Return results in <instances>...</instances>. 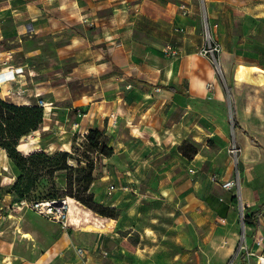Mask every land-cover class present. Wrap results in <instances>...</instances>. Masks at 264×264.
<instances>
[{"label":"crops","instance_id":"0c3cea01","mask_svg":"<svg viewBox=\"0 0 264 264\" xmlns=\"http://www.w3.org/2000/svg\"><path fill=\"white\" fill-rule=\"evenodd\" d=\"M179 2L187 4L186 13ZM202 3L204 15L199 0H0V37L19 40L8 53L22 51L25 64L24 72H12L7 81L13 92L27 86L18 100L1 97L18 104L34 103V96L52 103L67 100L80 114L77 125L84 132L97 128L113 149L96 165L90 191L98 203L120 210L115 218L97 215L115 221L117 237L93 234L85 264H155L151 252L169 245L179 248L173 257L200 259L198 252L207 250L204 262L218 264L237 246L236 197L215 188L220 177L203 184L199 152L187 158L179 147L189 132L194 140L200 136L202 103L210 91L211 109L222 113V82L211 60L198 52L204 42L203 16L215 24L224 70L232 55V23L246 12H264V0ZM166 44L177 50L174 56L164 54ZM254 72L242 103L245 115L252 90L264 85V71ZM233 78L238 94L244 81ZM214 127L226 136L220 122ZM242 132L244 137L233 130V140L245 151L255 148L263 160V175H249L245 186L241 182L242 198L253 215L244 239L247 250L258 254L264 244V146ZM108 179L115 186L111 196L106 195ZM13 203L9 192H0V264H47L55 253L83 243L68 218L42 227L33 222L29 210H34L16 209ZM68 206L94 213L77 200ZM128 230L137 232L135 243L122 235ZM249 256L256 264V256Z\"/></svg>","mask_w":264,"mask_h":264},{"label":"rangeland","instance_id":"374dc122","mask_svg":"<svg viewBox=\"0 0 264 264\" xmlns=\"http://www.w3.org/2000/svg\"><path fill=\"white\" fill-rule=\"evenodd\" d=\"M199 1H201V12L202 15H204L205 8L202 3L203 0ZM129 2L130 0H123V3ZM242 12L244 13L245 11L242 10ZM243 15L244 16L239 17L238 20L232 23V38L229 46L232 55H230L226 67L223 70V68L220 67L221 63L219 65L220 58L225 56V54H221V51L216 54V60L212 62L214 69L217 72V76L219 80H221L224 88L223 102L219 105L222 113H215L211 109L210 106L213 105L211 102L213 99V92L210 91L202 103L203 115L200 136L196 137V140H194L190 134L191 132H189L185 137L186 139L184 140L185 144L183 147L187 152H191L193 149L192 146H194L196 152H199L198 156L202 160L200 177L203 184L206 180L212 181V179H214V181H217L218 177L222 180L235 178L237 181L235 185L229 189L223 188L220 184L215 185V188L220 191L225 190L227 193L234 194L238 210L237 246L232 252H227L224 259L218 264H254L253 259L245 252L246 250L243 247L246 246V241L243 237L244 227L245 225L251 224L253 215L251 214V210L247 211V201H244L242 198L241 182L244 181L245 186L249 175H263V160H261V157L259 158L253 153L256 149L248 147L249 149L247 148L245 151V149L232 138L233 130H236L240 137H244L245 134L242 132L243 128V130L257 140L261 146H264V85L256 90H252V105L245 115L241 112L242 103L249 88L250 78L253 80L254 76L258 73L254 71L246 72V78L238 94L235 93L234 90L233 78V74L239 69L240 64H244L247 68H250V65L256 64L262 69V71H264V12L259 13L254 10L246 12ZM17 42H19L18 39L0 37V96H9L10 99L15 100L20 99L25 93H27V89L25 88L27 87L26 84H24L23 89L17 88L13 92V83L7 81L12 76V72H24L23 69L25 68V64L23 62L24 56L22 51L13 54L8 53V49L13 48ZM9 68H12V71H6ZM54 81L57 82L56 79ZM8 82H10L11 87H8ZM33 98L36 100L34 103H37L38 97L34 96ZM50 105L51 110L49 115L47 117H42V122L38 130L34 132L32 131L24 136L21 140L23 144L19 145V142L18 148L24 154L38 149L44 150L50 154L56 151L66 150L69 152L68 161L72 164L73 168L59 174L58 182L55 183L56 187H54V189H52L48 179H40L37 183L36 190L31 196L34 198L50 197V194L54 190V196H65L63 195V192L69 190L64 184L67 175H70L72 178V193L78 194L79 196H85L86 192L82 191V186L87 180V178L84 177V174H86L87 171H81L80 169L85 168L87 162L90 161L93 163V174L96 165L99 164L100 159L104 156L99 151L101 150L102 144H104L103 137L102 135L98 136L99 145L96 148H92L89 139L85 137L87 132H84L79 124L77 125V123L81 122L78 110L71 108L67 100L55 103L51 102ZM234 120L236 124H238V127L235 126ZM217 122L221 123L226 132V136H223L216 131L214 126ZM154 137L157 138V135L154 134ZM178 137L182 138L181 135ZM233 145L237 148L236 151L233 150ZM144 150L146 152L148 151L147 148ZM4 156L5 155H3V151L0 148V192H5V188L12 181V177L17 174L13 162ZM140 162L143 164V160ZM189 172H193L192 168H189ZM211 175L215 177L213 178ZM93 177L95 178L94 174ZM112 183V179H108L106 182L107 188H109V185ZM119 188H123V185ZM111 192L113 193V191ZM111 192L109 193L107 191L106 195L111 196ZM71 198H73V200L70 201L71 203L76 200L74 197ZM93 201L98 203L94 198ZM90 210L93 211L92 209ZM29 211L35 214L33 217V220L35 221L33 222L39 224V226L41 225L44 227L43 224L51 223L49 218L37 215L34 211ZM93 212L94 213L90 212L86 214L80 211H75L73 215L67 213V222L71 221L69 223L70 228L75 230L78 229L79 238L81 235L83 236V243H78V246L71 245L62 250V252L59 251L55 253L48 258L49 262L47 264H85L87 259L86 255H88L91 246L89 240H91L93 234H95V236L99 234L100 236H106L107 238L110 236L114 238L116 236L113 234L116 231L114 229L115 221L112 219H100V217L97 216L98 213L95 211ZM38 219L41 224L37 221ZM95 225L99 226L97 227ZM122 235L131 241V243H135L138 239L136 231H124L122 232ZM249 238H247V240H249ZM21 245H18V247H23V244ZM80 246L83 248V251L85 250V252H83L84 256L77 254L76 248ZM177 251H179V248L169 245L167 248L155 247L151 253L158 261L155 264H207L204 262L206 256L205 251L207 250H200V252H198L200 259L196 256L189 255L184 258L177 256L173 257V254L177 253ZM167 253L169 256H164Z\"/></svg>","mask_w":264,"mask_h":264},{"label":"trees","instance_id":"16d2710c","mask_svg":"<svg viewBox=\"0 0 264 264\" xmlns=\"http://www.w3.org/2000/svg\"><path fill=\"white\" fill-rule=\"evenodd\" d=\"M43 114V108L37 103L18 104L0 96V148L4 149L17 170L13 182L5 188V191L12 195V201H58L69 196L76 198L77 201L100 215L111 218L117 217L119 215L118 208L104 206L93 201V194L89 190L90 183L94 178L92 174L93 163L90 161L87 162L85 168L80 169L81 171H87L84 174L87 180L82 186V191L86 192L85 196L72 193V178L70 175L66 176L64 183L69 189L63 192L65 196H54L55 190L50 194V197L34 198L31 196L36 190L40 179H48L52 189H54L56 187L55 183L58 182L59 174L73 168L72 164L68 161L69 152L66 150L50 154L38 149L24 154L18 148V144L24 136L39 128L42 117H44ZM234 124L237 125L235 120ZM101 135L102 132L97 128H90L85 137L89 139L91 147L96 148L99 145L98 136ZM250 138L253 140L251 136ZM184 144L185 142L180 145L179 150H181L182 155L191 158L196 153V148L192 146V151L187 152L183 149ZM99 151L101 154L108 156L111 155L113 149L104 143Z\"/></svg>","mask_w":264,"mask_h":264},{"label":"built area","instance_id":"2783aa9c","mask_svg":"<svg viewBox=\"0 0 264 264\" xmlns=\"http://www.w3.org/2000/svg\"><path fill=\"white\" fill-rule=\"evenodd\" d=\"M178 6L183 13H186L188 11V6L185 2H179ZM213 26H215V24H211L208 18L206 16H203L202 30H203L204 42L202 46L199 48L198 52L206 56L208 59H210L211 62L216 60V54L221 51V46L214 37ZM163 52L166 55L174 56L177 50L172 46V44H166ZM9 71H12V69ZM208 87H211V84H208ZM158 89H159L158 87L155 88V90ZM37 104L40 105L44 111L47 102L39 98ZM233 148L234 151L237 150L235 145H233ZM212 177L214 178L215 176ZM236 182L237 181L235 178H231L227 180H222L220 182V185L225 189H229L232 188ZM114 188H115L114 184H110L108 188V192L110 193ZM62 199L65 201V203H63L62 205H52V202L56 201L53 200V201H34V202L32 201L14 202L13 206L16 209L30 208L36 211L37 213L41 214L42 216L49 218L50 220L58 221L64 224L67 219L66 207H65L66 197ZM243 237H244V232H243ZM254 243H256L257 245H261L262 244L261 238L258 239L255 238ZM243 247L247 251V254L256 256V264H264V244L262 245V249L258 254H254V252L247 250V245ZM76 251L78 255L80 256L83 255L84 251L82 247H77Z\"/></svg>","mask_w":264,"mask_h":264},{"label":"bare ground","instance_id":"6f19581e","mask_svg":"<svg viewBox=\"0 0 264 264\" xmlns=\"http://www.w3.org/2000/svg\"><path fill=\"white\" fill-rule=\"evenodd\" d=\"M219 65H220V62H219ZM221 67V66H220ZM260 68L259 67H257V66H255V65H253V66H250V68H247L245 65H242L241 64V66L239 67V69H237L235 72H234V77L236 78V79H239V80H245V78H246V72L247 71H255V70H259ZM246 74V75H245ZM261 77V76H260ZM250 80H251V78H250ZM50 103L51 102H47V104H46V106H45V109H44V114H43V116L44 117H47L48 115H49V112H50V110H51V105H50ZM34 131H36V130H34ZM33 131V132H34ZM21 144H23V142L22 141H20V144L19 145H21ZM1 150L3 151V155H5L4 157H6L7 159H9L8 158V156L6 155V153H5V151H4V149H2L1 148ZM3 157V158H4ZM3 158H2V160H3ZM4 161V160H3ZM5 162V161H4ZM2 164H3V162H1ZM7 164V163H6ZM3 165H5V164H3ZM6 166V165H5ZM68 204H69V199H68V197H66V205H65V207H66V215H67V213H69L70 215H73V213L75 212V210L73 211V209H71L69 206H68Z\"/></svg>","mask_w":264,"mask_h":264},{"label":"water","instance_id":"95a60500","mask_svg":"<svg viewBox=\"0 0 264 264\" xmlns=\"http://www.w3.org/2000/svg\"><path fill=\"white\" fill-rule=\"evenodd\" d=\"M63 203H65V201L63 199H60L58 201H53L52 205H62Z\"/></svg>","mask_w":264,"mask_h":264}]
</instances>
